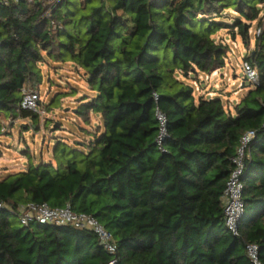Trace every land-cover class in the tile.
Wrapping results in <instances>:
<instances>
[{
  "label": "trees",
  "instance_id": "trees-1",
  "mask_svg": "<svg viewBox=\"0 0 264 264\" xmlns=\"http://www.w3.org/2000/svg\"><path fill=\"white\" fill-rule=\"evenodd\" d=\"M43 10L40 0L0 2V114L36 124L20 88L38 90L46 57L81 69L92 94L74 109L82 140L55 139L48 160L24 150L25 167L0 177V264H252L248 242L264 264V0H60L54 29ZM236 40L259 83L231 107L186 79L224 67ZM247 130L235 235L221 195ZM43 202L94 216L115 251L89 228L22 224L19 207Z\"/></svg>",
  "mask_w": 264,
  "mask_h": 264
},
{
  "label": "rangeland",
  "instance_id": "rangeland-1",
  "mask_svg": "<svg viewBox=\"0 0 264 264\" xmlns=\"http://www.w3.org/2000/svg\"><path fill=\"white\" fill-rule=\"evenodd\" d=\"M78 7L79 4H77ZM226 12L230 16H234L233 11L226 10ZM225 19L227 18L225 17ZM228 20L229 18L226 21L229 22ZM253 28L254 26L251 27L252 30ZM226 33L223 29L218 30L215 37L227 38ZM229 43L231 49L228 53V60L224 67L220 68L221 72H226V76L221 75L205 80L203 73H199L197 76L189 74L191 78H187L186 81L194 86L198 94L207 90L221 93V99L224 102L228 101L229 106L232 107L248 90V86L245 85L240 88L238 86L243 78V72L239 65L246 48L240 44L239 40H236L235 44ZM46 60L48 62L40 65L43 80L37 90L39 99L36 108L32 109L38 113L36 124L29 117L12 118L0 114V124L2 125L0 135V150L2 151L0 177L8 170L15 172L25 167L24 150L30 152L35 160H37L39 152H41L43 159L48 160L50 157L49 150L55 139H63L73 144L75 139L82 140L84 138L85 134L81 133L77 127V124L83 123L74 113L80 97L83 94H92L83 77V71L77 69L70 62H57L47 57ZM179 77L181 76L178 75ZM202 78L204 81H201ZM245 84H247V80ZM53 97L56 98L54 104L51 108L46 109ZM93 119L98 120L97 117H93ZM12 220L16 222V219Z\"/></svg>",
  "mask_w": 264,
  "mask_h": 264
},
{
  "label": "built area",
  "instance_id": "built-area-1",
  "mask_svg": "<svg viewBox=\"0 0 264 264\" xmlns=\"http://www.w3.org/2000/svg\"><path fill=\"white\" fill-rule=\"evenodd\" d=\"M5 0H0L3 2ZM151 2L156 0H150ZM44 7L42 18H48L49 25L51 29L61 27L54 19L50 17L53 9L58 5L60 0H40ZM262 6V4H259ZM263 11L261 12V15ZM254 30V29H253ZM251 28L249 33L255 32L258 34L260 28L257 27L254 31ZM225 42H228V38H224ZM235 44V41L231 42ZM246 51V49H244ZM240 68L243 72V76L247 78V82L250 85H258L259 74L256 68L252 67L246 60L242 59L240 63ZM204 79H212L217 76H226L225 71H220V68H215L209 73H203ZM202 78L201 81H204ZM239 88L242 86V81L239 82ZM21 100L20 107L23 109H35L37 101L39 99V93L36 89L28 87L26 85L21 86ZM206 95L208 97H213L217 93L214 90H207ZM153 98L157 101V94L153 92ZM155 118L158 124V132L156 136V143L158 147H161V142L166 134V116L165 114L155 106ZM254 137L253 130H247L239 139V145L236 148L235 155L231 158L234 167L232 168L228 179L226 181L225 187L221 195V202L223 205V213L225 219V225L227 228L235 235L238 234L239 221L242 216L244 204L241 197L242 192V182L240 180V174L244 166V150L249 142V140ZM0 206L2 204L0 203ZM19 219L22 224L27 225L29 221L35 220L39 223H55V224H71L79 228H89L97 236L99 243L104 247L109 253L115 251V243L113 241L112 235L98 222V220L89 214L75 212L71 210L69 204H65L61 207H53L43 203H27L19 207ZM245 251L249 260L252 264H263L258 258V245L255 243H246ZM114 260L109 261L107 264H112Z\"/></svg>",
  "mask_w": 264,
  "mask_h": 264
},
{
  "label": "water",
  "instance_id": "water-1",
  "mask_svg": "<svg viewBox=\"0 0 264 264\" xmlns=\"http://www.w3.org/2000/svg\"><path fill=\"white\" fill-rule=\"evenodd\" d=\"M247 80V78L245 76H243L242 78V86L244 87L245 85L246 86H250L249 82H247V84H245V81Z\"/></svg>",
  "mask_w": 264,
  "mask_h": 264
},
{
  "label": "crops",
  "instance_id": "crops-1",
  "mask_svg": "<svg viewBox=\"0 0 264 264\" xmlns=\"http://www.w3.org/2000/svg\"><path fill=\"white\" fill-rule=\"evenodd\" d=\"M233 75H234V74H233ZM246 91H247V90H246ZM246 91L243 93V95L246 93ZM243 95H242V96H243ZM242 96H241V97H242ZM8 173H12V172L9 171V170L5 172V174H8ZM5 174H4V175H5ZM4 175H3V176H4Z\"/></svg>",
  "mask_w": 264,
  "mask_h": 264
}]
</instances>
